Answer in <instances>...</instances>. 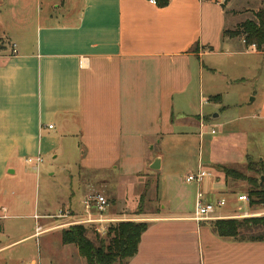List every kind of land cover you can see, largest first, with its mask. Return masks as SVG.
Here are the masks:
<instances>
[{
    "label": "crops",
    "instance_id": "crops-1",
    "mask_svg": "<svg viewBox=\"0 0 264 264\" xmlns=\"http://www.w3.org/2000/svg\"><path fill=\"white\" fill-rule=\"evenodd\" d=\"M41 1L44 14L42 8L35 16L18 13L4 25L0 231H6L7 220L43 222L0 244V254L32 239L44 245L53 234L61 241L63 230L87 218L77 211L97 182L113 205V212L109 207L102 215L104 227L120 222V213L136 211L131 205L137 202L130 199L128 205L127 199L138 195V187L134 191L126 182L164 169L165 157L148 154L146 147L174 140L197 144L174 168L185 175L199 168L210 173L185 201L192 209L201 189L208 200L225 198L217 213L224 218L218 220L258 215H224L246 205L238 202L246 193L231 194L235 201L227 197L213 167L264 161V52L224 34L238 25L233 0H171L163 8L150 0ZM157 158L160 169L152 170ZM44 172L53 180L52 196L43 198L41 213L24 215L21 196L32 191L37 205ZM162 203L158 212L145 214L149 228L128 264H264V242L221 238L212 230L216 220L192 219L189 203ZM61 210L72 215L55 218ZM37 226L43 229L39 236ZM61 246L63 251L71 245ZM31 262L55 264L47 252Z\"/></svg>",
    "mask_w": 264,
    "mask_h": 264
},
{
    "label": "rangeland",
    "instance_id": "rangeland-1",
    "mask_svg": "<svg viewBox=\"0 0 264 264\" xmlns=\"http://www.w3.org/2000/svg\"><path fill=\"white\" fill-rule=\"evenodd\" d=\"M42 4V5H41ZM38 5V6H37ZM4 7H8V11L5 12ZM232 7L237 9L238 12L235 13V22L236 24H240L248 19H253L254 16L251 13V10H262L264 9V0H259L255 3L254 0H233L232 1ZM42 8L43 14L46 12L45 2L39 0H0V48L5 44L4 40H6V37H4V30H5V24L7 22H12L11 20L14 18V15L18 13H29L33 16H35V13L39 11L38 9ZM235 24V25H236ZM237 26V25H236ZM158 141V140H157ZM175 142L171 143L169 146L163 145H155L154 148L150 146L146 147V152L150 155H156V156H164L165 157V164L164 169L156 172L151 171L149 176H146L143 178V180H135L132 179L129 182H126L128 184V187L133 188L135 191V187H138V195H133L128 197V205L131 204V200L134 201V205H131L134 207L133 209L136 210L135 212H129L125 211L120 213V216L118 219L121 221H134V222H145L146 215L145 214H153V212H158L160 210L159 208V201L163 205L168 206L169 202H173V204L177 203L179 205H187L188 203V212H193L194 209L191 208V202H185L189 200V195L191 197L195 194V186L196 183H187L185 181V172L182 169H178L177 167L174 168V166L179 165V160L184 158L185 155H188L189 153L193 154L194 151L197 150V144L194 143H179L178 140H174ZM263 147L261 148V156L264 157V139L262 141ZM260 151V150H259ZM253 160V159H252ZM257 162L256 160H253ZM264 162V161H263ZM48 166L51 171L57 170L55 165L52 167L50 165ZM219 165H214V170L218 173H220L219 177L221 180H223L226 183V190L225 194L227 197H231L233 201H235V197L231 194H239V193H246L248 194L249 190L251 189L250 185L247 181L243 180H235L233 178H227L225 179V175L223 172L218 171L215 167ZM247 161L242 164L238 165L237 167H228L230 169H235L241 173H243L246 177H254L258 179L259 177L252 173L247 171ZM49 171V170H47ZM58 171V170H57ZM172 172H176L171 177H167L168 174H171ZM194 172V171H193ZM52 173V172H51ZM32 181V179H31ZM31 181L28 180V184H31ZM53 180L48 176V172H44V174L41 176L40 179V196L39 199H37V205H35V194L31 191V193H27L21 196V198L26 201L23 207L21 208V213L24 215H31L34 213H41L42 211V202L43 198L45 197H51L50 190L53 187ZM98 183V184H97ZM94 186H92V190H90L87 194L90 192L99 193L106 197V199L109 202V207L111 212H113L112 208V202L109 199V197L104 193V191L100 190V184L97 182ZM121 186L125 185L123 183L120 184ZM120 188V187H119ZM118 192L123 194L125 190L121 187L118 189ZM15 195V193H13ZM34 194V195H33ZM144 195V199L141 201V196ZM186 195V196H184ZM123 197V195H122ZM179 197V198H178ZM182 200H181V199ZM51 199V198H48ZM159 200V201H158ZM130 201V202H129ZM235 203V202H234ZM161 204V205H162ZM160 205V206H161ZM244 205V204H243ZM241 204H237L236 206H233L230 208V210L225 209L227 211H223L224 215H234V214H244L245 212L249 214H258L256 216H249L245 218L250 217H264V208L259 206H250V204L244 205L245 208H242ZM77 212L83 213L84 208L82 205ZM127 208V207H126ZM124 208V209H126ZM162 208V206H161ZM238 208V209H237ZM109 209V208H108ZM128 209V208H127ZM167 210V209H166ZM108 211V210H107ZM106 211V212H107ZM139 212V213H138ZM72 212L69 211V215L71 216ZM233 219V218H232ZM244 219V218H241ZM240 219V220H241ZM74 221L77 219H73ZM239 220V219H238ZM3 221H1L2 223ZM19 223L16 228L10 227V230L8 231V225L13 223ZM34 222L41 223L43 220H39V218H32L29 217L25 219H21L19 221L15 220H7L5 221V232L0 231V244L1 245H7L8 243L14 242L17 238H20L23 234L29 231V227L31 228L32 224ZM10 223V224H9ZM95 225V224H94ZM15 226V225H14ZM14 229V230H13ZM108 229V228H107ZM89 234L88 236L90 238L96 237V235H99L101 238L106 237V234H99L95 230V226L88 227ZM49 235H47L44 238H47ZM51 236V235H50ZM52 238L48 239L46 245L43 242L40 241V239H32L29 241H25L22 244L14 245L13 248L7 249L4 252L0 254V264H27L31 262L32 259H38L45 255V252H47L48 256L55 261V264H84V259L81 258L75 250L77 249L75 246L71 245L64 249L62 251L61 241L60 239L56 238V235H52ZM46 247V249H45ZM83 261V262H82Z\"/></svg>",
    "mask_w": 264,
    "mask_h": 264
},
{
    "label": "trees",
    "instance_id": "trees-1",
    "mask_svg": "<svg viewBox=\"0 0 264 264\" xmlns=\"http://www.w3.org/2000/svg\"><path fill=\"white\" fill-rule=\"evenodd\" d=\"M171 0H155L158 7H166ZM217 3L218 0H202ZM223 7V6H222ZM253 19L245 20L233 31L224 34L229 37H240L247 46H255L257 51L264 52V9L254 13ZM225 175V179L247 181L251 189L248 192L250 206L264 208V162L247 159V171L259 178L246 177L243 173L219 165L215 167ZM144 195L141 196V201ZM139 213V212H138ZM149 223L120 221L108 228L106 237L88 236L89 230L82 224H76L62 231L63 245H73L85 264H128L138 252L142 235L148 230ZM212 230L221 238L248 242H264V217L244 219L216 220Z\"/></svg>",
    "mask_w": 264,
    "mask_h": 264
},
{
    "label": "built area",
    "instance_id": "built-area-1",
    "mask_svg": "<svg viewBox=\"0 0 264 264\" xmlns=\"http://www.w3.org/2000/svg\"><path fill=\"white\" fill-rule=\"evenodd\" d=\"M150 3L156 4L155 0H150ZM252 48H256L254 45L251 46ZM12 54H16V49H12ZM87 63L86 59H82L80 62V66L84 67V65ZM49 128H52L50 125ZM214 133V131L212 132ZM33 159H28V163H32ZM37 162H40L41 159H37ZM210 176V173L206 172L202 168H199L197 171L191 172L185 177V181L187 183H196L198 187L201 186L203 181ZM238 202L240 203H246L249 204L250 199L248 194H242L238 196ZM227 202L225 198H218L215 200H208L206 198V194L199 189L196 194L195 199V205H194V212L192 219L196 222L201 221H210V220H218L222 219L224 217L218 216L217 213L222 210L226 206ZM82 206L84 208V212L87 214V218L83 219L82 221H79V224L89 223V224H95V230L99 234H106L109 227H104L105 219L102 218V215L108 210L109 208V202L106 199L105 196L90 192L87 194L83 201ZM98 216L93 217L92 215ZM55 218H68L70 217L69 211H59L57 215L54 216ZM244 217V216H239ZM43 231L41 226L36 227L35 236H39V234ZM27 264H40L39 262H29Z\"/></svg>",
    "mask_w": 264,
    "mask_h": 264
},
{
    "label": "water",
    "instance_id": "water-1",
    "mask_svg": "<svg viewBox=\"0 0 264 264\" xmlns=\"http://www.w3.org/2000/svg\"><path fill=\"white\" fill-rule=\"evenodd\" d=\"M151 169L152 170H158V169H160V158H157L154 161L153 165L151 166Z\"/></svg>",
    "mask_w": 264,
    "mask_h": 264
}]
</instances>
